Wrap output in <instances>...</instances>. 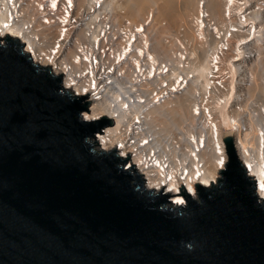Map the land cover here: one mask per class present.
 Listing matches in <instances>:
<instances>
[{
  "label": "water",
  "instance_id": "water-1",
  "mask_svg": "<svg viewBox=\"0 0 264 264\" xmlns=\"http://www.w3.org/2000/svg\"><path fill=\"white\" fill-rule=\"evenodd\" d=\"M88 114L0 37V264H264V199L232 136L216 184L176 204L100 148L113 122Z\"/></svg>",
  "mask_w": 264,
  "mask_h": 264
},
{
  "label": "built area",
  "instance_id": "built-area-1",
  "mask_svg": "<svg viewBox=\"0 0 264 264\" xmlns=\"http://www.w3.org/2000/svg\"><path fill=\"white\" fill-rule=\"evenodd\" d=\"M13 1L17 7L26 4L32 9L31 15L40 17L41 23L38 21L31 26H24L25 30H30L31 36L34 29L42 24L47 30H53L48 44L40 41L42 37L35 38L32 41L34 52L30 51V53L24 49V45L27 46L26 42H21L18 37L13 39L20 41L23 51L25 50L24 52L34 63L49 67L51 73L60 76L61 86L69 90L73 96L80 98L83 102L101 104L104 112L99 113L96 120L106 116L112 120L113 124L107 126L99 137L100 142L102 145H108L109 149L126 154L130 162L139 167L136 170L142 175L145 185L153 184L154 187H161L155 189L157 191L162 189L164 193L172 192L183 200L184 197L179 195L183 192L184 195L189 194L195 198L198 183L196 180L204 175L209 165L210 153L216 158L214 160L218 168L216 180L220 177V170L225 168L227 162V154L207 104L211 103L210 106H212L216 102L224 103L225 95L230 88H233L234 94L230 103L234 105V109L244 112L247 117L249 114L258 118L261 114L264 116V107L252 106L254 102L258 105L260 100L264 106V96H255L252 100L249 89H246V86L250 84L264 88V51L242 50L240 52L237 44L235 49H231L229 34L227 37H220V45L225 50L229 48V51L213 54L210 58L208 56L209 77L206 82L208 86L205 87V84H200L198 81L191 84L194 88V97L191 100L196 104V112L204 115L205 126L200 128L199 125L193 129L197 122L194 120L193 124L183 123L182 128L164 132L148 127L149 111L157 110L183 97L187 88L183 89L185 83L179 85L180 80L185 79L184 76L195 74L193 70L195 60L191 57L192 53L190 56L188 46L180 35L176 39V52H173L171 57L177 55L180 60L185 61L183 55L188 51L187 75L185 72L174 75L172 79L177 83L169 91L158 95L149 93L143 97L140 91L149 90L152 86L146 84L147 80L143 73H149V79L153 78V84H158L156 82L158 73L150 66L149 69L142 68L139 72L134 67L135 63H127L130 55L126 50L124 53V45L121 44L126 40L128 48H131L133 41L128 39V32L132 22L126 18L115 17L113 7L117 0H90L89 10L87 8L80 12L76 10L80 0ZM0 3H2L1 0ZM9 15L11 16L10 12ZM148 15L151 16L150 13ZM9 23L10 26L18 24L14 14ZM246 29L244 27V31ZM137 32L138 29L135 33ZM179 38L182 44L178 43ZM64 56L71 61L70 64L61 63ZM229 56H232V59L227 61ZM241 63L247 64L248 67L241 68ZM161 67L164 65L162 64ZM154 70H156L155 76ZM256 71L259 72L260 78L253 77ZM252 87L254 86L251 85ZM148 101H152L151 104ZM133 103L143 106L144 111L140 112ZM230 113L234 115L233 112ZM138 115L147 116L143 124L147 128L143 133L139 131L129 134L131 129L129 122L133 120L135 123L134 116ZM198 120L203 122L202 119ZM145 134L147 138L143 140ZM145 155L146 158H144ZM238 157L250 175L249 167L243 160V154L238 152ZM216 180L204 186L216 184ZM254 182L257 189L256 179ZM191 185L194 187L193 192H190Z\"/></svg>",
  "mask_w": 264,
  "mask_h": 264
},
{
  "label": "bare ground",
  "instance_id": "bare-ground-1",
  "mask_svg": "<svg viewBox=\"0 0 264 264\" xmlns=\"http://www.w3.org/2000/svg\"><path fill=\"white\" fill-rule=\"evenodd\" d=\"M1 1V38L4 39L7 35L12 39L18 37L21 42L27 43V46L24 45L27 53H30V51L34 52L32 41L35 38L42 37L40 41H45L46 44L49 43L53 30H47L44 24L37 26L32 36L30 30L24 29V26H31L38 21L41 23L39 16L31 15L32 9L30 7L26 6V4L17 7L13 0L11 5V0ZM89 2L90 0H80L78 3L79 7L76 9L77 12L86 10ZM150 5H153L151 6L153 8L149 9ZM113 12L117 19L126 18L132 22L130 24V31L128 32V39L133 41L131 48H128L126 40L121 44L122 46L124 45V53L126 50L130 55L127 63H135L134 67L139 72H141L142 68L149 69V66L157 70L156 82L158 84H153V78L149 79V73H143L145 80H147L146 84L152 85L149 90L140 91L143 97H146V94L149 93L158 95L169 91L177 83L176 80L172 79L174 75L177 76L181 72H185L187 75L186 62L189 57L188 54L190 53L191 56L192 53L191 57L195 60L193 68L195 72L194 76L193 74L184 76L185 79L180 80L181 82L179 83V85L185 83L183 87V89L187 88L184 92L185 95L157 110L149 111L148 127L156 130L160 129L164 132L173 131L174 129L182 128L183 123H195L194 120H197V122L193 129L199 127V125L200 128L205 126L204 115L196 112V104L191 100L194 97V88L191 84L198 81L200 84H205V87L208 86L206 83L209 77V74H207L208 56L210 58L213 54L215 55L219 52L223 54L226 53L225 51H229V48L225 50L220 45V37H227L229 34L230 37L228 39L231 42V49H235V44H237L236 46L240 52L242 50L264 51V0H117L116 5L113 7ZM144 12L146 13L144 14ZM149 13L151 16L148 15ZM13 14L18 20L16 26H10L9 23ZM162 17H165L167 22L159 20ZM243 18L245 19L244 21ZM170 23H178L179 25L175 26L174 30H172L175 31L173 36L167 38L165 33L169 30ZM244 27L247 28L246 31H244ZM137 29L138 32L135 33ZM178 35L188 46L189 53L187 51L183 55L185 61L180 60L177 55L171 57L172 53L176 52V39H178ZM181 39L179 38L178 40L179 44H182ZM230 59H232V56H229L227 61ZM61 63L70 64L71 61L64 56L61 59ZM162 64L164 67H161ZM240 67L245 69L248 65L241 63ZM165 68L166 70H164ZM156 70H154V76L156 75ZM253 77L260 78L259 72L253 73ZM251 85L254 87L251 88ZM246 89H249L248 92L251 93L252 100L255 96H264V88L256 87L254 84L246 86ZM233 90V88L229 89V92L225 95L224 103L216 102L212 106H210L211 103L207 104L208 111L210 114H213V120L216 122V129L221 140L223 141L225 136H232L234 138L236 150L243 154V160L249 167V174L257 181L260 198L264 199V116L261 114L258 118L249 114L247 117L244 112L234 109V105L230 103L234 94ZM79 100L81 101L80 98ZM151 102L148 101L149 104ZM84 104L89 109V114L85 119L87 121H96L99 113L104 112L100 103L84 101ZM133 105L137 106L140 112L144 111L143 106L140 104L133 103ZM262 105L261 100L258 105L256 102L252 104L253 107L258 108L264 107ZM230 112H233L234 115ZM154 117L156 118L154 119ZM146 118V115L134 116L135 123L133 120L129 122L131 128L129 134L139 131L143 133L147 128L143 125ZM198 119H202L203 122H199ZM99 137L96 139L100 148L111 150L108 145H102ZM146 138L145 134L142 139L145 140ZM119 155L124 158L128 157L122 152H119ZM209 157V165L204 175L201 179L196 180L199 184L208 185L212 180H216V170L218 169L214 163L216 158L212 153L209 154ZM144 158H146V155ZM127 164H132L130 159ZM146 186L152 189L161 188L154 187L153 184H146ZM189 188L190 192H193V185L189 186ZM169 194V196L174 195L172 192ZM170 198L176 204L184 202L181 197L176 195Z\"/></svg>",
  "mask_w": 264,
  "mask_h": 264
},
{
  "label": "rangeland",
  "instance_id": "rangeland-1",
  "mask_svg": "<svg viewBox=\"0 0 264 264\" xmlns=\"http://www.w3.org/2000/svg\"><path fill=\"white\" fill-rule=\"evenodd\" d=\"M154 5V4H153ZM153 5H150L148 8L149 9H151V8H153V7H151V6H153ZM147 10V9H146ZM145 10V11H146ZM122 11H123V9H122ZM147 11H149V10H147ZM146 11V12H147ZM146 12H144V14L146 13ZM135 19H137L136 17H135ZM138 20V19H137ZM159 20H162V22L164 21H166L167 19L164 17H162V19L160 18ZM161 22V21H160ZM167 22V21H166ZM171 24V26L169 27V30H167V33H165V36L168 38V37H171V36H173V33H175V31H172V30H174V28H175V26H177V25H179L178 23L177 24H173V23H170Z\"/></svg>",
  "mask_w": 264,
  "mask_h": 264
}]
</instances>
